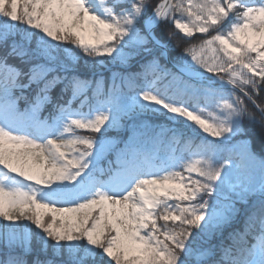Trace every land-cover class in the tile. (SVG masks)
<instances>
[{"label":"snow or ice","instance_id":"1","mask_svg":"<svg viewBox=\"0 0 264 264\" xmlns=\"http://www.w3.org/2000/svg\"><path fill=\"white\" fill-rule=\"evenodd\" d=\"M261 94L264 0H0V264H264Z\"/></svg>","mask_w":264,"mask_h":264},{"label":"trees","instance_id":"2","mask_svg":"<svg viewBox=\"0 0 264 264\" xmlns=\"http://www.w3.org/2000/svg\"><path fill=\"white\" fill-rule=\"evenodd\" d=\"M171 28V25L164 26L162 25L160 29L157 30L158 34L161 35L163 38L166 39V37L163 36L164 32ZM200 35L197 34V36L193 39V43H196L200 39ZM176 40L180 43V48H176L173 51L170 52V55L172 56H178L180 54L181 49L186 46V41L181 37L177 36ZM176 41H173L172 43H175ZM105 75H108L107 72H105ZM261 97L264 98V94H261ZM251 108V105H249ZM255 111V109H253ZM257 118L259 119V115L257 114ZM245 127L249 130V136L252 139V148L257 154H261L260 145L261 142L264 141V128L261 127L260 124H249L247 121L245 122ZM111 135H114V133H110ZM3 249L0 248V259L3 258ZM35 255V252L27 257V260L29 261V264H31V261ZM42 258V257H41Z\"/></svg>","mask_w":264,"mask_h":264},{"label":"rangeland","instance_id":"3","mask_svg":"<svg viewBox=\"0 0 264 264\" xmlns=\"http://www.w3.org/2000/svg\"><path fill=\"white\" fill-rule=\"evenodd\" d=\"M41 257H42V259H44L45 257L43 256V254H41Z\"/></svg>","mask_w":264,"mask_h":264}]
</instances>
